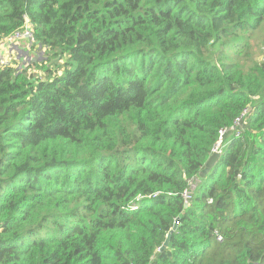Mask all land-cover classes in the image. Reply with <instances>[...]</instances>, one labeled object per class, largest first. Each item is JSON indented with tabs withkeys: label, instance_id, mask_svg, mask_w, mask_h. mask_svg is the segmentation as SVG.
<instances>
[{
	"label": "trees",
	"instance_id": "1",
	"mask_svg": "<svg viewBox=\"0 0 264 264\" xmlns=\"http://www.w3.org/2000/svg\"><path fill=\"white\" fill-rule=\"evenodd\" d=\"M27 23L41 54L0 60V264H264V0H0V44Z\"/></svg>",
	"mask_w": 264,
	"mask_h": 264
},
{
	"label": "built area",
	"instance_id": "2",
	"mask_svg": "<svg viewBox=\"0 0 264 264\" xmlns=\"http://www.w3.org/2000/svg\"><path fill=\"white\" fill-rule=\"evenodd\" d=\"M32 29L30 28V26L28 25V23L25 25V29L23 32H18V33H15L12 37L8 38V40L2 44H0V51H4V53H7V50L8 48L10 47V49L12 47H14L16 45V47L14 48V50H23V49H19V45L22 44V42L25 40V41H28V45H27V48L29 49V45H32L31 43H34V39H33V34H32ZM19 44V45H17ZM4 48H7V50H2ZM31 48V46H30ZM1 62L5 63L6 65L9 64V62H7V60L5 59V57L3 58H0ZM29 63L26 64V66H28ZM247 113V109L243 110V112L240 114L239 118H237L235 121H234V124H233V130H235L236 128H238L237 130H235V135L237 136L238 135V131H239V128L242 127V121H243V118L244 116L246 115ZM225 132L224 131H221L220 132V139L219 141L217 142L215 148L213 149V152H220V147H221V140H222V135L224 134ZM196 186H191V190H185L183 193H182V199H183V202L185 205H187L191 198H192V192H193V189L195 188ZM176 220V219H175ZM178 220V219H177ZM177 224H178V221H177ZM221 237L219 235H217V240L220 241Z\"/></svg>",
	"mask_w": 264,
	"mask_h": 264
},
{
	"label": "rangeland",
	"instance_id": "3",
	"mask_svg": "<svg viewBox=\"0 0 264 264\" xmlns=\"http://www.w3.org/2000/svg\"><path fill=\"white\" fill-rule=\"evenodd\" d=\"M30 46H32V45H29V49H24V50H14L13 49V51H11V52H8L9 49H10V47L8 48V50H7V48H4L3 47L2 50H7V53H4V51H0V58L5 57V59L7 60V62H12L13 63L12 65H14V62H16L15 65L17 64L18 66H21L22 65V67H24V66L26 67V64L27 63H30L32 61L33 55L34 54H39L40 55L41 54V50H42L41 47L40 48L35 47L34 49H32L34 46L32 48H30ZM23 47L24 46L22 45V48ZM15 55H17V56H15ZM23 64H25V65H23ZM30 71L35 73V71H37L36 70V67L31 68Z\"/></svg>",
	"mask_w": 264,
	"mask_h": 264
},
{
	"label": "water",
	"instance_id": "4",
	"mask_svg": "<svg viewBox=\"0 0 264 264\" xmlns=\"http://www.w3.org/2000/svg\"><path fill=\"white\" fill-rule=\"evenodd\" d=\"M54 63H57V61L55 60ZM220 156V152H212L211 155L209 156V158L207 159L204 168L201 172H199L198 174V178L201 180L203 179L208 173L209 171L214 167V165L216 164L218 158ZM177 219L174 222V225L172 227V229L168 232L165 241L163 242L161 248L159 249L160 251H162L163 249H165L168 246L169 240L171 238L172 233L175 231L176 226H177Z\"/></svg>",
	"mask_w": 264,
	"mask_h": 264
},
{
	"label": "crops",
	"instance_id": "5",
	"mask_svg": "<svg viewBox=\"0 0 264 264\" xmlns=\"http://www.w3.org/2000/svg\"><path fill=\"white\" fill-rule=\"evenodd\" d=\"M17 45H19V44H17ZM16 47V45L14 46V47H12L11 49H9V51L8 52H11V51H13V49ZM19 49H22V44H20L19 46ZM16 53V52H15ZM17 54V53H16ZM33 55V54H32ZM15 56H17V55H15ZM33 58H36V55H33V57H32V59ZM23 65H25V64H23ZM28 66H32V64H30V65H28ZM21 67H22V65H21ZM25 67V66H24ZM24 67H22V68H24ZM27 67V66H26ZM31 70V69H30Z\"/></svg>",
	"mask_w": 264,
	"mask_h": 264
}]
</instances>
